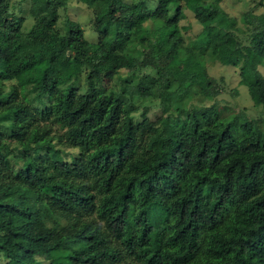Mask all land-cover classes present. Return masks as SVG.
<instances>
[{
    "label": "trees",
    "instance_id": "16d2710c",
    "mask_svg": "<svg viewBox=\"0 0 264 264\" xmlns=\"http://www.w3.org/2000/svg\"><path fill=\"white\" fill-rule=\"evenodd\" d=\"M67 1L29 0L24 29L0 0L3 264H264V11L79 0L89 42L74 21L55 27ZM205 55L237 69L263 116L219 104Z\"/></svg>",
    "mask_w": 264,
    "mask_h": 264
},
{
    "label": "rangeland",
    "instance_id": "374dc122",
    "mask_svg": "<svg viewBox=\"0 0 264 264\" xmlns=\"http://www.w3.org/2000/svg\"><path fill=\"white\" fill-rule=\"evenodd\" d=\"M126 2H136L143 1V3L152 8L155 4V0H123ZM28 2L29 0H9V4L12 5V11L17 13L23 17V28L26 29L29 27L32 22V18L28 13ZM258 0H220V7L229 15L233 16L236 20L240 13L244 10L251 9L253 12L258 13L264 11V0L261 1V4H257ZM183 9V18L178 21V25L184 26L186 29L183 30L182 36L187 39H192L199 31L200 26L193 19L192 13L189 8ZM66 20L76 22L82 29V33L84 38L89 42H94L96 33L93 30V27L90 22V11L84 5V3L79 0H68L64 7L58 9V17L55 23V27L58 28L59 31H63L65 27ZM145 27L151 28V23L149 20L143 22ZM236 26L239 30H244V27L238 21L236 22ZM236 33H238V31ZM204 65L206 72L213 77H221L223 80V88L221 92L217 95L219 104H226L229 107L230 112H235L240 108H243L245 113L248 116L256 117L263 116L259 111V107L254 106L251 103V100L248 96L246 87L242 84H238V74L237 69L230 65H223L218 60H212L210 56H204ZM257 70L264 76V59L261 63L257 65ZM144 72H150L151 70L147 67H142L139 70L135 71V75H139ZM119 76H124L127 74L125 69H120L118 71ZM80 87L83 86L82 76L79 79ZM5 85L8 82H3ZM10 83V82H9ZM113 83L115 88H117L118 82L117 78H113L112 81H105L104 84L109 85ZM140 107H145V115L148 118L153 119L157 115H160V107L158 105V101L148 100L144 101ZM134 113V117L138 118V111ZM64 153L67 151L73 152L74 149L64 148ZM65 159H68V154H63ZM4 263V259L0 253V264Z\"/></svg>",
    "mask_w": 264,
    "mask_h": 264
}]
</instances>
